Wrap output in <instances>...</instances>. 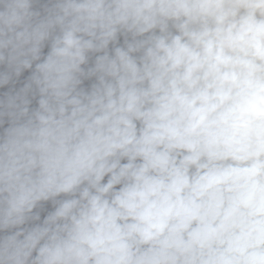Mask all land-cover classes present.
Returning <instances> with one entry per match:
<instances>
[{
  "label": "clouds",
  "instance_id": "1",
  "mask_svg": "<svg viewBox=\"0 0 264 264\" xmlns=\"http://www.w3.org/2000/svg\"><path fill=\"white\" fill-rule=\"evenodd\" d=\"M0 264H264V0H0Z\"/></svg>",
  "mask_w": 264,
  "mask_h": 264
}]
</instances>
